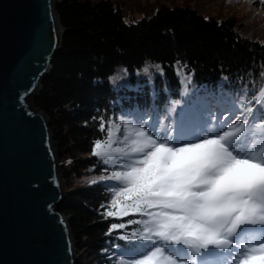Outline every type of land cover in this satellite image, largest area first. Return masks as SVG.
<instances>
[{"label": "trees", "instance_id": "obj_1", "mask_svg": "<svg viewBox=\"0 0 264 264\" xmlns=\"http://www.w3.org/2000/svg\"><path fill=\"white\" fill-rule=\"evenodd\" d=\"M245 1L252 10L245 20L161 6L148 18L126 23L109 0H55L63 34L33 105L48 120L67 188L56 210L66 217L80 254L76 264H120L153 247L138 237L150 219L145 213L155 209L133 208L131 200L117 196L125 187L121 181L85 184L87 176L110 170L92 149L107 139L111 121L148 118L162 134L189 141L203 123L213 121L211 105L248 122L264 119V33L259 28L264 0ZM146 63L161 70L151 81L136 89L110 85L118 66L133 77ZM240 136L233 132L234 143ZM250 136L245 130L243 154ZM119 162L125 166L115 170H130L128 160ZM157 246L182 251L181 246Z\"/></svg>", "mask_w": 264, "mask_h": 264}, {"label": "water", "instance_id": "obj_2", "mask_svg": "<svg viewBox=\"0 0 264 264\" xmlns=\"http://www.w3.org/2000/svg\"><path fill=\"white\" fill-rule=\"evenodd\" d=\"M55 0H0V264H76L48 120L33 105L60 48Z\"/></svg>", "mask_w": 264, "mask_h": 264}, {"label": "snow or ice", "instance_id": "obj_3", "mask_svg": "<svg viewBox=\"0 0 264 264\" xmlns=\"http://www.w3.org/2000/svg\"><path fill=\"white\" fill-rule=\"evenodd\" d=\"M136 123L148 129L138 131L133 141V151L142 158L130 170L106 178L125 185L116 195L131 200V207L156 210L145 213L150 219L138 237L153 247L128 264H197L195 258L210 248H232V237L245 226L264 228V162L238 155L231 147V130L179 143L177 134L158 133L143 119ZM174 132H179L178 126ZM100 147L97 141L93 154L107 158L110 153L96 151ZM158 242L182 246L191 256L185 260L183 252L173 255ZM239 264H264V242L250 247Z\"/></svg>", "mask_w": 264, "mask_h": 264}, {"label": "rangeland", "instance_id": "obj_4", "mask_svg": "<svg viewBox=\"0 0 264 264\" xmlns=\"http://www.w3.org/2000/svg\"><path fill=\"white\" fill-rule=\"evenodd\" d=\"M114 5L119 6L123 13L124 21L127 22H133V21H139L143 18L150 17L151 13L155 12L159 7L164 6L170 9L173 8H189L194 9L202 14H210V15H217V16H225V15H233L238 20H245L250 19V16L252 15V10L248 7L247 2L245 0H109ZM260 18H263L260 16ZM261 34L264 33V26L262 23H259ZM253 27V26H252ZM256 30V29H255ZM160 68L157 67V65L152 63H146L144 66H142L140 69H136L134 71L133 77L131 76V73L128 72L124 66H118L114 73H112L108 80L110 85L114 88H120V87H126L131 89H136L138 85H141L145 82H149L152 80L153 76L160 73ZM208 109L210 107L208 106ZM211 109L214 114H216V120L217 125L220 127L221 125H234L236 120L242 118L239 117V113L237 114H230L226 110L225 107H216L214 105H211ZM261 109L264 110V104L261 106ZM238 117V118H237ZM146 121L150 126V120L143 119ZM136 120L134 116L131 118H124L122 116L119 117V119L115 121L110 122L109 126V133L107 139L100 143L101 147L99 149H96V151H99L101 153L107 152L110 153V155L106 158L104 155L97 156L101 162V164L105 165L106 168L110 170L104 169L102 173L90 175L85 178V184L91 185L93 183H111V182H120L118 180H108L106 179L108 176H111L113 172H124L122 170H115L114 168L117 166H125L123 162H119L120 160L127 161L129 160L132 165L134 166L136 161L140 158H142V153H136L133 151V141L137 138V132L143 129L144 131H148V129H144L143 125H139L136 123ZM229 122V123H228ZM248 124L252 126V129L250 131V138L246 141V154L237 153L238 155L246 156L250 159H256V160H264V119L258 120V119H252L250 122L248 120L243 119L241 122V127H244ZM158 133H162L161 126H158L157 128ZM219 130V131H218ZM231 130L233 133V130L231 128H228V131ZM218 131L219 135H222L224 131L223 128L218 129L217 127H214L212 129L213 133H216ZM206 138H211L209 131L203 134ZM200 135L193 134L192 133V139H198ZM186 142H192V141H185L181 140V143ZM236 146L234 148L235 151L240 150V147L236 145V143H233L231 147ZM128 147V148H127ZM95 146L92 149V153ZM149 149H146L145 151H148ZM128 163V162H126ZM95 167V166H93ZM102 177L104 179H102ZM64 186V185H63ZM64 192L67 191V188L64 186ZM249 245L250 247H258L252 246L251 242L247 243L246 240H243L238 244H244L245 243ZM241 248V247H240ZM234 251L231 253L232 256H235L234 253H238V256L241 258H238V261H240L243 256L247 253L244 252H236L237 249L234 248ZM168 251V250H167ZM248 251V250H247ZM169 253L173 255H182V254H174V252ZM186 252V251H182ZM78 257L80 254H77ZM180 257H178L179 259ZM189 258V256H188ZM185 255L183 256V259H188ZM233 257H231L232 259ZM138 259V258H137ZM225 259V258H224ZM222 264H225L224 261L221 262ZM234 263V262H233ZM125 264H128V262H125ZM197 264H214L212 263L211 259H209L207 256H205L202 259V263L197 262ZM236 264V263H234Z\"/></svg>", "mask_w": 264, "mask_h": 264}]
</instances>
